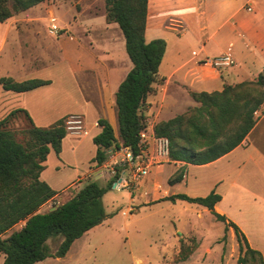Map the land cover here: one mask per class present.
I'll use <instances>...</instances> for the list:
<instances>
[{
    "label": "crops",
    "instance_id": "crops-1",
    "mask_svg": "<svg viewBox=\"0 0 264 264\" xmlns=\"http://www.w3.org/2000/svg\"><path fill=\"white\" fill-rule=\"evenodd\" d=\"M35 6L23 11L22 17L13 16L0 23V77L10 76L16 81L40 78L48 80V83L21 92L4 89L0 84V119L15 108H23L37 126H49L72 115L82 120L87 134L72 135L77 138L70 142L74 154L66 151V139L71 135L67 133L62 139L59 154L50 149L40 172V179L57 192L54 198L59 199L55 203L59 204L89 179L108 181L110 161L96 165L91 160L96 149L92 137L101 130L99 118H105L117 135L114 96L132 63L125 56V40L120 28L116 22H107L104 8L98 13L84 8L82 12L88 10L86 19L80 20L74 15L72 19L76 17L77 24L73 20L69 26L59 25L61 32L55 37L48 32L47 26L35 22L37 17L29 16L40 14L36 13L39 9L35 10ZM247 6L252 10H246ZM76 27L81 30L83 39L74 34ZM65 30L72 33L67 35ZM144 35L147 41L163 38L166 42L159 65V73L165 79L156 85L142 107L147 120L146 129L154 133L155 123L195 104L189 91L220 90L225 83L254 79L263 71L264 0H148ZM52 48L59 53V58L52 60L48 57ZM227 48L231 49L234 59L232 66L216 69L201 63L206 57L219 55ZM14 52L18 59L14 58ZM120 61L123 65L119 64ZM61 68L65 69L63 74ZM254 117L256 122L242 142L221 157L201 165L168 162L173 164L172 172L184 165L182 179L169 183L172 193H180L177 186L182 184L184 190L181 193H187L188 182L192 177L197 179L191 171L221 165V170H216L217 180L228 174L234 175L229 176V186L217 192L221 198L214 205L216 212L230 220L227 208L221 207L226 201L227 189L243 185V190L251 191L252 180L256 185L262 184V193H254L252 197L264 201V100ZM85 139L90 141L91 149L82 160L84 170L73 169L74 172L65 180L64 171L71 169V159L77 157L76 153ZM82 148L80 153L84 152ZM233 160L242 161L239 170L229 168ZM245 161L254 170H242ZM149 174L145 177L146 183L157 182L148 178ZM246 183L248 187L244 186ZM49 205L47 209L42 206L39 211L48 210L52 206Z\"/></svg>",
    "mask_w": 264,
    "mask_h": 264
},
{
    "label": "trees",
    "instance_id": "trees-1",
    "mask_svg": "<svg viewBox=\"0 0 264 264\" xmlns=\"http://www.w3.org/2000/svg\"><path fill=\"white\" fill-rule=\"evenodd\" d=\"M49 0H0V23L18 13ZM148 0H104L107 22H116L125 40V51L132 65L120 81L114 96L117 135L105 118H99L100 132L92 137L96 146L91 159L96 165L108 157L107 150L128 146L138 151V135L147 126L143 105L156 85L164 81L159 65L166 42L163 38L145 39ZM48 83V80L29 78L16 81L0 77L4 89L26 91ZM195 102L175 116L154 125L156 136L168 139V155L173 161L196 165L211 162L239 145L256 122L254 112L264 100V69L254 79L225 83L220 90L189 91ZM22 114L27 126L11 128L13 118ZM65 120L49 126H37L23 108H15L0 119V252L4 264H34L46 257H63L72 242L107 217L102 197L112 188V181L101 184L98 179L87 180L70 198L52 210L39 211L56 191L40 179L50 149L58 155L66 136ZM176 171V170H175ZM173 172L169 182L182 179L184 165ZM221 196L212 190L206 196L191 197L174 193L161 200H182L206 207L217 220L229 224L237 238L250 248L239 227L214 210ZM19 229L13 226L19 222ZM10 231L8 236L2 234ZM58 239L55 251L47 241ZM186 256L181 260H185Z\"/></svg>",
    "mask_w": 264,
    "mask_h": 264
},
{
    "label": "rangeland",
    "instance_id": "rangeland-1",
    "mask_svg": "<svg viewBox=\"0 0 264 264\" xmlns=\"http://www.w3.org/2000/svg\"><path fill=\"white\" fill-rule=\"evenodd\" d=\"M34 8L39 9L38 12L35 11L36 13H40L29 15L35 19L37 17L35 22L48 27L49 18L53 16L58 26L64 27L67 24L69 26L73 20L77 24L76 17L72 19L74 15L80 20H85L88 10L82 12L84 8H89L93 13L100 12L104 8V0H49L39 3ZM76 11L82 13L78 14ZM20 14L15 16L22 17ZM75 30L74 34L83 39L80 35L81 30L77 27ZM65 33L70 35L72 31ZM94 47L96 48L95 44ZM58 54L52 48L48 52V57L52 60L57 59ZM125 56L128 59L126 53ZM14 58L18 59L16 52ZM119 64L123 65L121 61ZM60 72L63 74L65 69L61 68ZM68 118L69 116L65 119ZM25 126L27 121L21 113L10 122L11 128L21 129ZM74 139L77 138L72 135L66 139V151L70 155L74 154L70 148V142ZM81 144L84 152L80 153V147L76 153L77 157L71 159V169H66L63 174L65 180L75 170L80 172L84 170L81 163L84 156L89 153L91 143L85 139ZM159 158H161L159 163L154 164L148 177L157 182L146 183L147 175L137 186L131 185L127 188L131 196L123 188L109 189L102 197L108 217L101 224L75 239L63 257H46L34 264H260L259 255L247 251L244 241L237 238L233 228L217 220L200 204L182 200L174 202L161 200L173 194L166 177L170 178L175 170L172 172L173 164L168 163L172 161L169 155L166 158L162 156ZM241 162L233 160L229 168L239 170ZM180 168L181 165L175 172H179ZM220 168L221 165H218L206 170L191 171L197 179L194 180L192 177L188 182V187L185 188L186 194L196 197L206 196L212 190L216 193L223 191L229 186V176L234 174H228L217 180L216 170H221ZM242 170H254V168L245 161ZM199 177H202V180ZM242 179L245 180V177ZM99 182L105 184L103 179ZM254 183L253 180L250 181L251 191L243 190V185H236L231 190L227 189L226 201L221 207L227 208L229 219L239 227L249 247L259 252L264 263V201L252 197L254 193H262V184L257 186ZM244 186L248 187V183ZM177 190L183 192V184L177 186ZM70 191L72 192L73 189ZM130 197L134 199L131 201ZM57 201H59L57 197L52 198L41 207L47 209L49 204L56 205ZM22 225L21 221L11 230L19 229ZM11 230L1 237L8 236ZM58 239L56 237L47 241L50 251H55ZM184 256L186 259L181 260ZM3 260L4 255L0 252V264H4Z\"/></svg>",
    "mask_w": 264,
    "mask_h": 264
},
{
    "label": "built area",
    "instance_id": "built-area-1",
    "mask_svg": "<svg viewBox=\"0 0 264 264\" xmlns=\"http://www.w3.org/2000/svg\"><path fill=\"white\" fill-rule=\"evenodd\" d=\"M246 10H252L251 6H247ZM47 30L52 35H60V27L56 23L55 17L52 16L49 18ZM201 63L216 69H221L232 66L234 59L231 49L227 48L219 55L206 57ZM65 129L67 133L73 136L87 134L82 120L79 116L75 115L69 116L65 120ZM137 146V153H134L128 146L107 150L109 158L107 157L106 161H110L108 180L112 181V188H123L127 190L131 185L137 186L149 174L154 164L159 163L161 159L159 156L163 158L168 156V139L156 136L154 133H149L146 128L139 132Z\"/></svg>",
    "mask_w": 264,
    "mask_h": 264
},
{
    "label": "water",
    "instance_id": "water-1",
    "mask_svg": "<svg viewBox=\"0 0 264 264\" xmlns=\"http://www.w3.org/2000/svg\"><path fill=\"white\" fill-rule=\"evenodd\" d=\"M54 207H55V206H51V207L49 208V210H52V209H54Z\"/></svg>",
    "mask_w": 264,
    "mask_h": 264
}]
</instances>
